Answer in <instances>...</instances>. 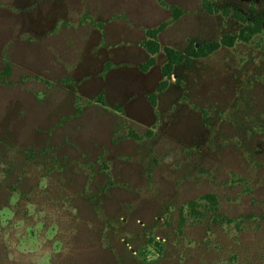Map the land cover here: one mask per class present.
I'll return each instance as SVG.
<instances>
[{
  "label": "rangeland",
  "instance_id": "rangeland-1",
  "mask_svg": "<svg viewBox=\"0 0 264 264\" xmlns=\"http://www.w3.org/2000/svg\"><path fill=\"white\" fill-rule=\"evenodd\" d=\"M49 254L264 264V0H0V264Z\"/></svg>",
  "mask_w": 264,
  "mask_h": 264
},
{
  "label": "trees",
  "instance_id": "trees-1",
  "mask_svg": "<svg viewBox=\"0 0 264 264\" xmlns=\"http://www.w3.org/2000/svg\"><path fill=\"white\" fill-rule=\"evenodd\" d=\"M177 16H179L177 14ZM159 30H153V31H149L148 35L151 38L148 41L144 42V48L147 50V52L150 54L151 58L147 61V63L141 65V69L143 71H148V69L152 66H154L156 64V56L157 54L160 52L161 48H160V44L157 41H154L152 39L156 38L157 34H158ZM195 46L192 45V49H194ZM168 56L170 58V62L164 67L163 72L165 77H171L172 76V68H173V64H172V56L168 53Z\"/></svg>",
  "mask_w": 264,
  "mask_h": 264
},
{
  "label": "clouds",
  "instance_id": "clouds-1",
  "mask_svg": "<svg viewBox=\"0 0 264 264\" xmlns=\"http://www.w3.org/2000/svg\"><path fill=\"white\" fill-rule=\"evenodd\" d=\"M18 227H23V224L21 223L20 225H18ZM57 251H59V246H57V249H56ZM49 260H50V254H49V256L48 257H46L44 260H42L41 262H40V264H49Z\"/></svg>",
  "mask_w": 264,
  "mask_h": 264
},
{
  "label": "crops",
  "instance_id": "crops-1",
  "mask_svg": "<svg viewBox=\"0 0 264 264\" xmlns=\"http://www.w3.org/2000/svg\"><path fill=\"white\" fill-rule=\"evenodd\" d=\"M146 50V49H145Z\"/></svg>",
  "mask_w": 264,
  "mask_h": 264
}]
</instances>
